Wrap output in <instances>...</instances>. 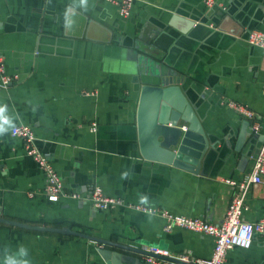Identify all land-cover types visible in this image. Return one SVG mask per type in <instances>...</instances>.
<instances>
[{
  "label": "crops",
  "instance_id": "obj_1",
  "mask_svg": "<svg viewBox=\"0 0 264 264\" xmlns=\"http://www.w3.org/2000/svg\"><path fill=\"white\" fill-rule=\"evenodd\" d=\"M204 1L135 0L123 19L104 0H0V57L6 73L17 77L8 89L0 88V219L67 228L109 243L0 223V264L11 257L29 264H105L100 249L124 256L123 264H150L148 256L117 246L169 252L152 257L154 264L211 257L212 237L180 228L165 233L160 217L121 208L96 211L66 198L57 203L29 198V192L41 193L44 177L22 141L9 135L14 126L30 127L36 148L69 192L97 185L127 204L220 223L231 198L224 180L249 174L263 143L264 50L245 41L250 31L264 33V0H214L211 9ZM175 12L198 22L188 35L168 28ZM141 52L160 76L183 77V92L209 140L196 173L140 154L141 76L121 65L134 67L128 59ZM225 100L255 113L262 125L258 135ZM245 205L246 222L264 218V183L251 186ZM225 264H264V238L256 236L247 250H229Z\"/></svg>",
  "mask_w": 264,
  "mask_h": 264
},
{
  "label": "built area",
  "instance_id": "obj_2",
  "mask_svg": "<svg viewBox=\"0 0 264 264\" xmlns=\"http://www.w3.org/2000/svg\"><path fill=\"white\" fill-rule=\"evenodd\" d=\"M111 6L116 7L120 18H128L135 0H104ZM215 4L214 0H205L204 5L211 9ZM249 46L264 50V33L260 31H250L245 41ZM17 81L15 75L6 73L5 61L0 57V88L8 89ZM264 92V87H263ZM83 96H94L95 91H82ZM224 106L243 119L248 125L251 133L258 135L262 125L257 121V116L249 108L231 100H225ZM96 125H91V130L95 131ZM9 135L22 141L24 153L30 157L42 172L44 177V187L41 193L29 192V198L36 195L42 196L50 203H57L61 199H69L79 203L89 205L92 209L101 212L113 211L115 209H128L150 216L160 217L164 220L163 231L170 233L175 228H180L193 233L208 235L214 240L212 255L209 259H194L182 257V264H225L226 255L234 248L247 250L251 247L254 238H264V218L250 223L243 219L246 210V197L249 189L253 185L264 183V136L257 155L253 159L250 173L240 180L225 179L224 183L231 189V198L228 203L224 218L220 223H209L202 219H192L184 216L173 215L164 209L147 205L127 204L121 198L106 196L97 185L82 187L79 191L69 192L65 190L62 180L55 171L51 161L46 155L40 152L35 146L36 137L32 129L28 126L18 125L9 129ZM147 263L154 264L152 257H169L166 250L151 247L147 250ZM168 264V263H166Z\"/></svg>",
  "mask_w": 264,
  "mask_h": 264
},
{
  "label": "water",
  "instance_id": "obj_3",
  "mask_svg": "<svg viewBox=\"0 0 264 264\" xmlns=\"http://www.w3.org/2000/svg\"><path fill=\"white\" fill-rule=\"evenodd\" d=\"M197 23V21L184 18L175 12L167 26L182 35H188L197 26ZM128 60L132 61L135 66L121 65V69L130 75L141 76L136 112L141 156L150 162L166 164L189 173H196L198 165L207 155L209 140L194 108L183 92L181 87L183 77L177 73H170L167 77L160 76L159 69L155 70L153 61L144 57L142 52L137 55L136 59ZM147 75L158 78L159 83L156 85L143 83L142 77ZM0 223L28 231L79 237L101 245H109L102 239L67 228L32 226L5 219H0ZM117 247L151 256L140 249ZM99 254L105 264H123L126 260L124 256L121 257L117 253L114 254L103 249L99 250Z\"/></svg>",
  "mask_w": 264,
  "mask_h": 264
},
{
  "label": "clouds",
  "instance_id": "obj_4",
  "mask_svg": "<svg viewBox=\"0 0 264 264\" xmlns=\"http://www.w3.org/2000/svg\"><path fill=\"white\" fill-rule=\"evenodd\" d=\"M20 254L21 256H26L27 255V250L21 248L20 249ZM7 264H29V262L27 260H18L14 257H11L8 259Z\"/></svg>",
  "mask_w": 264,
  "mask_h": 264
}]
</instances>
